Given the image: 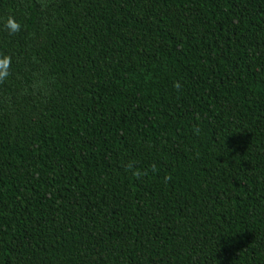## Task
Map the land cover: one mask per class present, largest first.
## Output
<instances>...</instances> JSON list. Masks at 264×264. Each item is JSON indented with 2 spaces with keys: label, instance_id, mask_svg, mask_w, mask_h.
Listing matches in <instances>:
<instances>
[{
  "label": "trees",
  "instance_id": "trees-1",
  "mask_svg": "<svg viewBox=\"0 0 264 264\" xmlns=\"http://www.w3.org/2000/svg\"><path fill=\"white\" fill-rule=\"evenodd\" d=\"M47 5L0 0V264H264V0Z\"/></svg>",
  "mask_w": 264,
  "mask_h": 264
},
{
  "label": "clouds",
  "instance_id": "clouds-1",
  "mask_svg": "<svg viewBox=\"0 0 264 264\" xmlns=\"http://www.w3.org/2000/svg\"><path fill=\"white\" fill-rule=\"evenodd\" d=\"M41 6L47 8V0H41ZM4 29L9 35L18 34L22 25L17 21L14 15H8L4 20ZM13 58L11 55L0 53V84L5 83L13 75ZM47 69L40 68L31 73L30 79L21 89V94L31 95L37 99H44L50 96L52 92V81L47 76ZM178 87V86H177ZM199 132V129H196ZM166 176L165 179H170Z\"/></svg>",
  "mask_w": 264,
  "mask_h": 264
}]
</instances>
